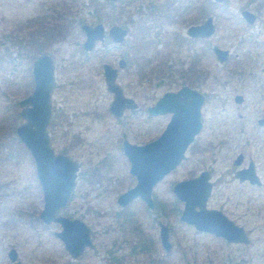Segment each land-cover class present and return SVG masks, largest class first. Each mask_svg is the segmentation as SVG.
Segmentation results:
<instances>
[{"label":"rangeland","instance_id":"1","mask_svg":"<svg viewBox=\"0 0 264 264\" xmlns=\"http://www.w3.org/2000/svg\"><path fill=\"white\" fill-rule=\"evenodd\" d=\"M126 1L130 4L127 7L129 12L116 17L120 1L113 6L93 0L99 3L96 6L102 15L112 16L110 20L103 17L100 22L105 27L120 23L127 25L130 30L127 41L133 42V26L138 20L135 19L137 16L140 20L141 17L147 19L149 12L142 8L146 0ZM261 2L264 0H228L227 6H221L220 15L216 17L218 28L208 47L217 44L229 49L232 57L226 63L220 64L211 49L201 53L202 64L211 78L205 85L194 86L208 95L201 109L203 132L192 144H198L200 151L189 149L186 161L171 171L153 191L155 198L162 199L167 205L165 213L162 211L157 215L170 228L173 248L167 255L159 243L157 223L146 218L145 211H142L144 206L140 204L139 216L135 206L122 208L117 203V196L135 183L118 144L121 134L125 133L132 143L143 144L161 134L169 117L149 118L140 108L136 112L128 111L118 122L106 111L112 94L106 89L102 63H117L120 51L115 49L114 43L105 46L97 43L90 53L82 50L78 54L85 39L81 24L99 22L93 9H96L95 4L91 0H0V124L4 115L12 117L18 111L16 102L31 92V81L33 83L32 60L21 59L20 47L16 48L20 38L8 35L10 28L29 19L44 18L48 23L67 25L71 31L69 35V32L65 34L68 35L66 39H59L51 49L59 83L51 98H55L60 106H69L70 112L63 118L61 129H54V126L52 130L49 128V133L54 150H64L79 163L80 169L71 201L58 213L84 220L92 230L95 243L94 250L73 261L62 241L54 235V231L61 230L60 225H45L38 219L43 208V195L37 183L34 160L18 143L15 133L8 132L0 134V264L11 263L7 256L10 248L17 250L22 264H76L78 261L85 264H148V256L159 261L153 264H221L223 261L238 264L242 254L245 261L240 264H264V127L256 121L264 115V8L261 11L258 8ZM180 4L177 0L170 8L176 10ZM54 5H57L56 11L51 8ZM137 6L141 7L143 15L137 13ZM244 7L258 14L255 25L241 22L239 15ZM178 13L172 11V21L169 22L166 19L155 22L151 16L145 21L153 44L151 50L163 57H153L151 67L163 60V68H167L174 82L169 75L158 76L161 82L156 85V73L148 81L129 64L120 72L119 82L125 94L134 97L142 107L154 104L166 90L178 88L181 83L179 73L189 66L195 54L194 48L192 50L187 43L175 46L170 41L165 45L174 34L187 37L186 28L197 17L194 9L182 18ZM233 16L234 20L231 19ZM129 19L135 22L131 23ZM156 23L163 27L157 29ZM232 68L239 74H229ZM224 78L227 80H222L219 85L212 83ZM235 94L243 95L242 104L234 102ZM238 152H244L255 162L263 180L260 188L233 180L232 160ZM202 169L211 170L212 180L217 179L210 206L223 204L230 218L249 231V245L225 244L222 238L198 231L178 219L177 210L182 207L171 191L172 185L197 175ZM97 176L99 181L91 184L89 178ZM172 207L175 210L171 212ZM122 210L133 211L132 216L141 223L142 233L153 240L150 255L130 254L138 238L127 235V228L123 230L116 220V213ZM143 222H148V226ZM114 243L119 247L117 257L121 258L120 263L113 262L107 253Z\"/></svg>","mask_w":264,"mask_h":264},{"label":"water","instance_id":"2","mask_svg":"<svg viewBox=\"0 0 264 264\" xmlns=\"http://www.w3.org/2000/svg\"><path fill=\"white\" fill-rule=\"evenodd\" d=\"M213 1L221 2L222 0ZM242 15L249 21L254 17L248 11H243ZM81 29L85 35L82 44L85 50H91L96 42L104 40L105 27L100 22L93 25L83 23ZM214 30L213 17L209 16L202 24L190 25L187 28V35L193 38H207L213 34ZM126 32L125 28L117 25L108 29L110 39L116 44L124 41ZM213 51L220 62L227 60V50L214 46ZM125 65L123 59L118 67L124 68ZM102 70L107 89L113 94L110 111L120 116L125 109L136 108V103L124 96L116 82L118 68L104 63ZM32 77L31 93L16 102L22 122L17 125L15 132L18 140L26 147L34 160L37 176L43 189L44 208L41 219L45 223L55 221L61 225V230L54 235L62 241L65 250L76 258L87 246L93 247V244L90 240L89 228L83 221L56 214L57 210L64 207L70 198L79 167L67 156L55 154L50 146L48 124L52 113L51 92L55 81L54 64L48 53L39 54L33 61ZM236 100L241 99L236 97ZM203 103L202 93L184 85L177 92H164L152 106L147 107L146 112L150 116L169 113L171 117L162 134L155 141L144 146L130 145L124 141L123 151L131 163V174L138 178V184L121 194L118 197V203L124 204L137 195H141L148 203L150 202L149 198L142 194L139 183L151 179L160 180L186 158L185 150L202 127ZM209 178V173L203 171L198 177L178 182L173 187L175 195L184 202L180 219L193 225L198 231L222 237L227 242L247 243L248 240L243 231L232 221L221 212L206 208L212 188ZM160 235L164 247L169 250L170 243L166 227L162 228ZM8 256L11 264H21L17 260L16 250H10Z\"/></svg>","mask_w":264,"mask_h":264},{"label":"flooded vegetation","instance_id":"3","mask_svg":"<svg viewBox=\"0 0 264 264\" xmlns=\"http://www.w3.org/2000/svg\"><path fill=\"white\" fill-rule=\"evenodd\" d=\"M101 1H104V3L109 4V5H113V6H115V3L120 1V3L117 5L118 9H119L117 12H118L119 15L117 14L116 17H123L127 13V11L129 10V9H127V7L129 8V6H130L129 1H126V0H101ZM178 1H180L181 4L178 5V7H176V10H175V8L172 10L170 8V6H171L172 3H176L177 0H172V2H170V0H166V1L165 0H163V1H161V0H146L143 3V7L142 8H143V10L145 12H149V15H148L147 19L144 18V17H141V20H140L138 18V16L135 19V20H137V19L138 20H137L135 26H133V28H134V31H132L133 42L127 41V37H128L129 32H130V30L127 27V25L120 23V24H111L108 27H105L104 24L102 22H100V20H99V22L102 23L103 26L105 27V37H104V40L102 42L98 41V42H96V44L100 43L101 45L105 46L106 44L108 45V43L109 44L114 43L110 39L109 34H108V29L111 26L117 25V26H121V27H123V28H125L127 30L124 41L122 43H118V44L114 43L115 44L114 45L115 49L120 51L119 52V56L117 57V63H113L112 61L103 62L102 63V65L104 63H106V64H110L114 68H118L116 82L121 87V89H122V91L124 93V96L131 98L136 103V108L125 109L121 113L120 116H116L110 111V105H111V102L113 100V94L111 93L112 94V98H111V101H110V103L108 105V108H106V111L109 112L113 116V118L115 120H117L118 122L122 121L123 117L126 115V113L128 111L129 112H136V111H139L140 108H143V110L145 111V113L147 114V116L149 118H155V117H158V116L159 117L160 116H167L170 119V117H171V114H169V113H166L164 115H157V116L148 115V113L146 112V109H147V107L152 106L153 104L152 105H146L145 104L144 107H142V104L139 103L134 97H130V96L125 94L124 89L120 85V82H119L120 72L122 70H124L127 67L128 64L130 66L131 65L134 66L136 68V71H137L138 68L140 67V63L143 62V61H140V60L144 59L145 56H148L149 59H152V55L155 53V52H152V50H151L153 44L151 43L152 41L149 39V29L145 25V21L148 20V18L150 16L153 18V20L155 22H158L159 19H166V20H168L167 22H169V21H172V14H171L172 11L174 13H175V11H176V13L179 12L177 15H179L182 18L184 14L190 15L191 9H194L195 14H196L197 17L193 20V22L188 24L187 28L190 25L202 24L209 16L213 17V25L215 27V30H214L213 34L210 37H207V38H202V37L193 38V37H190V36L187 35V28H186V36L187 37H183L181 34H174L173 38H170L169 40H166V42H165L166 46L169 44L170 41H172V43L175 46H178L179 44H181L180 46H182L184 43H187L192 50L194 48V51L196 52V61H195L196 68L198 70H201V72H204V75L202 73H201L202 75H198L195 83H193V82L192 83H188V81L182 80L180 78L181 79L180 80L181 83L178 84V88H174V90L173 89L172 90L169 89V90H166L165 92H177L184 85H187L188 87L199 91L194 86L205 85V83L208 81V79L211 78V77H208V73L205 70V66L202 64V58H203L202 57L203 55L201 54L202 53V46L205 45L206 48H207V46H209V44H210L209 40L214 36V34L216 33L217 28H218V24L216 22V17H218L220 15L219 13H220L221 8H222L221 6H225V5L227 6L228 5V0H222L221 2H215L213 0H210L211 3L213 4V7L206 8V9H203L204 0H178ZM183 1H185V5L184 6L182 5ZM51 8L56 11L57 5L56 6L54 5ZM258 8H260V10L258 9L259 11L263 10L264 2H261L260 5L258 6ZM64 9H65V6H64ZM211 10H212V12L210 13ZM136 11H137V13L139 15L140 14L143 15V12L141 11V7L137 6L136 7ZM243 11H248L249 13H252L254 15L252 20L249 21L245 16H243L242 15ZM68 14H70V13H68ZM239 16H240L241 22L246 23L248 26L255 25L256 21L258 20V14L256 12L251 11L250 9H248L246 7H244L241 10ZM56 17H57V15H56ZM102 17L109 18V20L112 18V16H109V15H107V16L102 15ZM128 18H130V17H128ZM231 19L234 20L235 19L234 16ZM131 21L132 20L129 19V22H131ZM134 22L135 21L133 20V22H131V23H134ZM63 27H64L63 30L65 31L67 29V25H66V28H65V25H63ZM156 27H157V29H159V28H162L163 25L161 27V25H159V23H156ZM10 30H11V33H8V35L17 36L18 39L20 38V40H17L18 44L16 45V48H17V46L20 47V52H21L20 53V57H21V59H23V60L31 59L32 60V66H33V61L35 60V58L39 54L45 52V53H48L51 56L53 64H54V81H55L54 82V86H53V90L51 92V96H52L54 91L56 92L57 87L59 86L58 80L56 79V76H55V63H54V58H53L54 57L53 56L54 52L51 51L53 45H55V43L58 42V38L52 35L54 31L55 32L57 31V26L55 25V23L52 24V23L46 22L44 20V18H42V19L33 18V19H29V20L24 21V22H19L17 25L13 26V28L11 27ZM140 30L142 31L141 34H140ZM68 32H69V29H67V31L64 33V35L67 34ZM70 32L68 33V35L70 34ZM8 35H4V37H7ZM68 35L63 37V39H66L68 37ZM180 36H182L183 38H180ZM205 43H207V44H205ZM198 44H199V47L197 46ZM238 44L241 45L240 43H238ZM146 45H147V48L144 50ZM193 45H196V47H194ZM95 46L91 50H85L83 48V45H82V47H80V49H79L78 54L80 52H82V50H83V52L90 53L95 48ZM211 46L212 47L211 48L209 47L208 49L212 50V52L214 53L217 61L220 64L226 63L232 57V52L229 49L221 48L217 44H212ZM214 46H217L218 48H220L222 50H227L228 51V55L226 57V59H227L226 61L220 62L218 60V57L216 56L215 52L213 51V47ZM82 56H84L83 53H82ZM88 56H89V54H88ZM123 59L125 60L126 65H125L124 68H119L118 67L119 66V62L122 61ZM152 63H154L153 59H152ZM183 64H181V65H183ZM32 66H31V74H32ZM187 67L188 66L184 67V70ZM102 73H103V70H102ZM229 74L235 75V74H239V73H238L237 69H233L232 68V69H230ZM179 76H180V73H179ZM32 79H33V77H32ZM222 80H227V79L226 78L218 79V80H215L212 83H214L215 85H219L218 83L221 82ZM148 81H151V80H149V78H148ZM141 82L142 81H140V83ZM172 82H174V80ZM31 88H33L32 81H31ZM106 89H107V86H106ZM30 90L31 89H29V91ZM107 91H108V89H107ZM199 92L202 93V95L204 96V103L203 104H205L206 100H208V98H207L208 95H206L205 93H203L201 91H199ZM25 94H27V89L25 90ZM236 97H240L241 100L240 101L236 100ZM233 100H234L235 103L240 105V104L243 103L244 97H243L242 94H235ZM51 103H52V113H51V117H50V122L48 124V132H49V128H50V130H52L54 126H55L54 129H56V128L61 129V127L64 125V119L63 118L65 117V115H67L70 112V109H69L70 107L69 106H65L64 104H63V106H60L59 102L56 101L55 98H51ZM15 109H16V106H15ZM201 109H202V107H201ZM18 112H19V109H18V111H16V113L18 114ZM201 114H202V110H201ZM6 117L11 118L10 115H8V116L4 115L3 116V122L4 123L2 122L0 124V134H5V133H8V132H12V128H14V133L16 135V132H15L16 131V127H17V125H19L22 122V119L20 118L21 120H19L17 122V124H15L14 126H11L9 124V121L6 120ZM241 117H242V115H240V118ZM202 119L203 118L201 116L202 127H201L199 133L195 135L194 140L189 144V146L185 150L184 155H185L186 158L184 160H182L180 162V164L177 165V167L180 166L183 162L186 161V159H187L186 153H187V151L189 149L193 150L194 152H197V151L199 152L200 151V149L197 148L198 144L197 145H195V144L192 145V144L198 138L200 133L203 132V120ZM256 121H257V124L259 126L264 127V115H261L260 117H258ZM69 125H70V123H69ZM161 134H162V132H161ZM74 135H75V137L77 136L76 133H74ZM160 135L157 136L156 138L152 139V140H149V141L143 143V144H135V143H132V142H130L128 140V138H127L125 133L121 134V138L119 139V143L118 144H119V147H120L122 153L124 154V156L126 157L128 163H129V174H130L131 177L134 178L135 183H134L133 186H131V187L127 188L125 191L119 193L118 196H117V200H118V197L121 194L125 193L126 191H128L129 189L135 187L138 184V178H137L136 175L131 174V172H130L131 163H130L128 157L125 155V153L123 151L124 141H126V143H128L130 145L144 146V145H146V144H148L150 142H153L156 139H158L160 137ZM49 139H50V146H51V148H52V150H53V152L55 154H62V155L67 156L72 161L77 163V165L79 167L78 171H77L76 178H75V185L73 187V190H72V193L70 195V198H69V200L67 202V204H68L71 201V198L73 196L74 190L76 188L77 177H78V172H79V169H80V165H79V163L77 161H75L64 150H63V152L62 151L56 152L54 150V148L52 146V143H51L50 133H49ZM76 140L79 141V139H76ZM19 143L25 148L26 151H28L26 149V147L20 141H19ZM232 165H233V167H231L232 168L231 169V174L233 176V180H236L239 184H245L246 183V184H249L251 186H256L258 188H260L263 185V180H262L261 176L257 172L255 162L253 160H250L249 158H247L244 152H238L234 156V158L232 160ZM251 166L253 167V169H252ZM173 170H171V171H173ZM203 171H207L209 173V175H210L209 181H210L211 186H212L210 196L208 197L207 202H206V208H208L209 210H214V211L221 212L228 220L232 221L235 226H237L238 228H240L243 231V233L245 234L248 242L247 243H244V242H227L224 238H222V237H220V238H222L224 240L225 244H228V245H238V246L249 245L251 239H250L249 231L246 229V227L243 224H239L234 219L230 218V216L226 213L223 204H220L218 207L210 206V201L212 199V194H213V187L215 185L214 183L216 182L217 179L216 180H212V171L209 170V169H202L197 175L189 177V178H186V179L178 180L172 185L171 191L174 194L175 198L178 201L181 202V207H182L181 210H179V209L177 210V213H179L178 219L180 220V222H183L180 219V217H181V214H182V211H183V208H184V202L182 200H180L175 195V193L173 192V187L178 182L198 177ZM170 172L165 174L160 180L154 181L153 179H151V180H146L145 182H143L141 184L139 183V187L142 190V194L144 196H146L147 198H149V200H150L149 203L150 204L141 195H137L136 197H134L133 199H131L130 201H128V202H126L124 204H120V203L117 202L122 208L123 207H127V206H128V208H130L131 206H135V208H137V213H138L139 216H140V214L138 212V208H140V204H142L144 206L145 209L142 208V211L143 210L145 211V213L147 215L146 218L151 220V222H153V223L154 222L157 223L159 243H160L161 247L163 248V250L165 251V253H167V255L170 254V251L173 248L172 247L173 246L172 242L170 240V228H169L167 223H165L161 219H158V216H157L158 213H160L162 211L165 213V207L167 205L162 199H158L157 200L155 198V196L153 195V191L156 189L158 184L168 174H170ZM35 173H36V178H37V181H38L37 183L39 184L41 192H42V195H43V208H44V193H43L42 186H41L40 181H39L38 176H37L36 167H35ZM247 176H248V178H247ZM98 177L99 176L89 178V182L91 184H94V183L98 182L99 181V179H97ZM100 177L105 178L104 176H100ZM220 182H223V181H220ZM64 207H62V208H64ZM43 208L40 210V212L38 214V219L40 221H42L41 212H42ZM62 208L57 210V212H56L57 215H62V214L58 213L59 210H61ZM196 209L199 210L198 207H196ZM173 210H175L174 207L171 208V212ZM132 212L133 211H124V210H122V211L116 213V220L118 221L120 227L123 230L127 228V233L126 234L129 235V236H133V237H137L138 238V241H135V244L132 245L131 250H130V254L134 255L135 253L138 252V253H145V254L148 253V255H150L152 253L154 242H153L152 239L148 238L145 234L142 233V230H141V227H140L141 223L139 221H137L138 220L137 218H134L132 216V214H133ZM21 213H22V211H21ZM135 214H136V212H135ZM62 216H66V217H69L71 219H79V220L83 221L86 224V226L89 228V236H90V240H91V242L93 244V247L87 246L84 249V251L81 254H79V256L76 257V258L72 257L69 254L73 261H77L78 260L77 258L81 257L82 254H85V252L95 249V243H94V240H93V237H92V230H91L90 226L84 220H82L80 218H74V217H70V216H67V215H62ZM143 217L144 216H142L141 218H143ZM34 222H35V219H34ZM42 222L45 225H49L50 223H58V222H55V221H51L50 223H45L44 221H42ZM143 223H144L145 226H148V222H146V223L143 222ZM60 227H61V225H60ZM164 227H166L167 230H168V239H169V243H170V247H169L170 249L169 250H166V248L164 247V245H163V243L161 241L160 232H161L162 228H164ZM55 232H58V231H54V233ZM211 235L215 236L214 234H211ZM215 237H218V236H215ZM239 248H241V247H239ZM12 249L16 250L15 248H10L9 251L7 252V256H8V253L10 252V250H12ZM118 251H119V247L116 245V243H114V247H111L110 249H107L108 255L110 256L111 259H113L112 261L115 262V263H120V260H121V258L119 259L117 257V252ZM16 252H17V250H16ZM17 260H19L21 262V264H22V261L18 257V252H17ZM244 261H245V255L242 254V259L238 262V264H240V262H244ZM154 262L158 263L159 261H153L152 257L148 256V264H153ZM76 264H85V263L82 262V261H78ZM221 264H226V263H224V261H223Z\"/></svg>","mask_w":264,"mask_h":264},{"label":"trees","instance_id":"4","mask_svg":"<svg viewBox=\"0 0 264 264\" xmlns=\"http://www.w3.org/2000/svg\"><path fill=\"white\" fill-rule=\"evenodd\" d=\"M91 2L94 3L95 6L99 4V3L93 2V0H91ZM210 7H213V4L211 3V1L210 0H204L203 9L210 8ZM93 9L95 10L94 11L95 12V17L98 20H101L103 17H102V13H101L100 8H98L96 6V9H95V7H93ZM211 12H212V10L210 11V13ZM56 26L57 27L59 26L60 29L58 28L57 31L56 32L54 31L52 35L55 36V37H57L58 40L59 39H63V37L66 36V35H64V33L67 31L68 26H67V29L65 31L63 30L64 27L62 25H56ZM65 28H66V25H65ZM141 32L142 31L140 30V34H141ZM205 44H207V43H205ZM146 48H147V45L145 46L144 50ZM208 48H209L208 46L206 48L205 45H203L202 46V53L205 54L206 51L209 50ZM160 55L161 54H159L158 52H156V53H154L152 55V58L153 57H159L160 59H162L163 57H161ZM140 61H143L142 63H140V67L138 68V71L140 73L141 78L146 77V78H149V80H151V75H155V73H156L157 74L156 85H158L161 82L160 80H158V76H163L164 77L166 75H169L168 74L169 72L167 71V68L166 69L163 68L164 65H165V62L163 60L157 61V63H155L156 65L153 66V67H151L153 65L152 59H149L148 56H145V58L142 59V60H140ZM195 61H196V52H195V54H193V57L191 59V62L189 64V66L184 71L180 72V78L182 80L188 81V83H192V82L195 83L198 75H202V74L204 75V72H201V70H198L196 68ZM168 70L170 71V68H168ZM169 76L171 77V79H172L171 82H172L174 79L172 78V75L171 74ZM6 120L9 121V124L11 126H14L21 119L18 116V114L15 112L12 115L11 118L6 117ZM12 133H14V128H12ZM18 143H19V141H18ZM24 150H25V148H24Z\"/></svg>","mask_w":264,"mask_h":264}]
</instances>
